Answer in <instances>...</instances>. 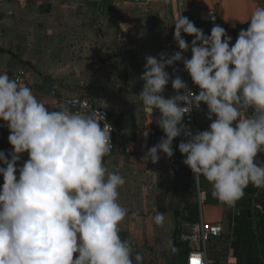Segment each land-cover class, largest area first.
Segmentation results:
<instances>
[{"label": "clouds", "instance_id": "1", "mask_svg": "<svg viewBox=\"0 0 264 264\" xmlns=\"http://www.w3.org/2000/svg\"><path fill=\"white\" fill-rule=\"evenodd\" d=\"M244 23L247 29L232 43L221 25L206 35L180 14L173 34L180 51L146 55L139 77L144 83L138 97L151 117L160 113L155 123L164 133L142 160L155 164L158 153L172 158L173 140L183 136L178 150L184 165L194 179L204 177L228 207L243 198L249 184L264 188V162L256 159L264 153V7L257 6ZM119 27L127 32L130 25ZM182 33L194 37L190 44ZM178 62L198 94L166 71L171 67L175 74ZM170 80L175 94L165 98ZM202 104L211 123L193 134L184 117ZM0 121L12 147L0 151V264H134L119 228L127 216L118 202L126 181L104 162L111 132L83 112L50 111L28 86L3 72ZM142 135L146 141L149 131ZM163 219L155 216L157 223ZM134 260L141 264L142 256Z\"/></svg>", "mask_w": 264, "mask_h": 264}, {"label": "crops", "instance_id": "2", "mask_svg": "<svg viewBox=\"0 0 264 264\" xmlns=\"http://www.w3.org/2000/svg\"><path fill=\"white\" fill-rule=\"evenodd\" d=\"M257 6L264 7V0H0V72L11 79L21 72L25 85L50 111H58L60 98L88 97L106 109L111 124L133 142L144 128L164 135L155 123L160 113L151 117L138 97L145 56L179 51L173 34L180 14L206 35L214 24L221 25L235 43ZM202 10L213 12L216 21L200 23ZM120 23L130 25L123 52L119 51ZM182 37L194 38L183 33ZM173 67L178 69L175 74L171 67L166 69L171 78L182 77V64ZM196 90L199 93L197 86ZM174 94L170 80L163 95ZM206 113V106L196 112L203 130L211 123ZM8 136L0 139V151L6 153L12 150ZM180 140H173L174 156L164 162L145 163L136 151L124 155L119 138L117 148L104 158L106 167L126 181L119 189L118 202L127 216L119 228L121 238L132 248L133 260L139 253L143 264H184L189 245L184 242L187 253L180 248L175 251L174 237L177 222L184 218L183 225L200 220L221 224L220 237L207 245L208 258L217 264H264V188L249 184L243 198L228 207L213 196L210 183L202 177L199 189L205 193V202L199 206L197 188L183 163L185 156L175 151ZM27 159L25 153L19 165ZM173 164L180 166L179 171L172 169ZM188 182L195 197L193 205L183 209L180 203ZM162 194L167 201L158 207L156 196ZM157 214H163L161 223L155 221ZM163 253L172 261L162 258Z\"/></svg>", "mask_w": 264, "mask_h": 264}, {"label": "built area", "instance_id": "3", "mask_svg": "<svg viewBox=\"0 0 264 264\" xmlns=\"http://www.w3.org/2000/svg\"><path fill=\"white\" fill-rule=\"evenodd\" d=\"M198 20L203 24H212L216 21L215 15L211 11H200ZM185 39V38H184ZM189 44L192 39H185ZM180 51V49H179ZM186 58L191 57V51L187 53H183ZM182 64V63H181ZM183 68V64H182ZM14 80H16L21 85H25L21 72H18L13 76ZM182 79L187 82L189 88L196 94H198L196 90V86L192 83L190 76L187 72L183 70ZM51 97H55V91H51ZM206 105H201L200 110ZM68 109L72 112H83L87 115L93 116L101 125L102 128H106V130L111 132V151L117 148V144L115 142L116 138H119L120 143V152L124 155H131L135 151L140 152L143 156L147 152L148 148L157 144L161 137L164 135L153 131L150 128H144L139 136L138 141L133 142L131 139L127 138L125 132L120 129H116L111 122L109 121V113L106 109L96 106L93 101L88 97H71V98H60L56 105V109L59 111L61 109ZM193 109L189 114H186L184 117V123L186 126L190 128V130L195 134L197 131H203L201 126L196 121V112L200 111ZM148 130L149 136L145 141L142 133ZM9 135V131L7 126L3 121H0V139L7 137ZM185 140L183 136H181V140ZM146 144V146H145ZM161 158L159 162H164L167 160V156L158 153ZM258 161L264 162V153H258L257 158ZM188 168V167H187ZM172 169L177 172L180 169V166L177 164L172 165ZM188 173L190 179L194 182L197 188V196H198V204L201 206L205 202V193L200 191V182L202 176L197 180L194 179V175L191 172L190 168H188ZM222 226L219 223H206L202 220L195 224H184L180 230V239L183 242L188 243L189 252L185 258L184 264H217L215 261L211 260L207 256V245L220 237L222 233Z\"/></svg>", "mask_w": 264, "mask_h": 264}, {"label": "trees", "instance_id": "4", "mask_svg": "<svg viewBox=\"0 0 264 264\" xmlns=\"http://www.w3.org/2000/svg\"><path fill=\"white\" fill-rule=\"evenodd\" d=\"M178 145L179 144H177V146H175V149H176L175 151L179 152ZM184 187H185V190L183 192V196H182L181 203H180V204H182L183 209H185L186 207L192 206L193 205L192 204V200L195 197V190H194L193 185L190 182H188L187 185L184 186ZM159 188H160V186H159ZM166 199L167 198H166L165 194H162L160 196H156L157 206L158 207L164 206L166 201H167ZM184 222H186V220L184 218H180L179 222H177L178 225L176 226V230H175V237H176V239H175V251L178 248H180V249L184 250L185 253H187L188 250H189L187 244L184 243V242H181L179 240V238H180V230H181L182 225H183ZM178 255L181 256V252H179ZM134 264H136L135 261H134Z\"/></svg>", "mask_w": 264, "mask_h": 264}, {"label": "water", "instance_id": "5", "mask_svg": "<svg viewBox=\"0 0 264 264\" xmlns=\"http://www.w3.org/2000/svg\"><path fill=\"white\" fill-rule=\"evenodd\" d=\"M215 25V24H214ZM213 25V26H214ZM120 40H119V51L120 52H123L124 51V49H125V46H126V44H127V35H126V32H123V31H120ZM161 210L162 211H164V208H161ZM174 215L176 216V217H178L179 216V212H174ZM175 237V236H174ZM162 258H164V259H166V260H168L169 262H171L172 260L165 254V253H163L162 254Z\"/></svg>", "mask_w": 264, "mask_h": 264}, {"label": "rangeland", "instance_id": "6", "mask_svg": "<svg viewBox=\"0 0 264 264\" xmlns=\"http://www.w3.org/2000/svg\"><path fill=\"white\" fill-rule=\"evenodd\" d=\"M173 207H176V205L174 204ZM173 207H171V208H173ZM141 264H143V262Z\"/></svg>", "mask_w": 264, "mask_h": 264}]
</instances>
